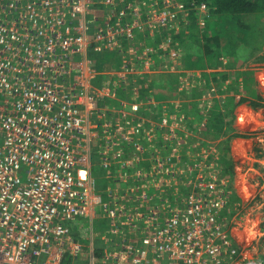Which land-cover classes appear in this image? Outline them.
I'll use <instances>...</instances> for the list:
<instances>
[{
  "label": "built area",
  "instance_id": "2783aa9c",
  "mask_svg": "<svg viewBox=\"0 0 264 264\" xmlns=\"http://www.w3.org/2000/svg\"><path fill=\"white\" fill-rule=\"evenodd\" d=\"M114 1L0 0V264H264L263 153L228 171L237 131L207 138L178 102L117 99L157 74L199 85L171 44L207 4ZM111 55L121 68L97 85ZM207 93L214 109L219 87Z\"/></svg>",
  "mask_w": 264,
  "mask_h": 264
},
{
  "label": "trees",
  "instance_id": "16d2710c",
  "mask_svg": "<svg viewBox=\"0 0 264 264\" xmlns=\"http://www.w3.org/2000/svg\"><path fill=\"white\" fill-rule=\"evenodd\" d=\"M181 1L188 4L190 9L202 3L208 6L207 15H203L204 26L200 27L198 25V22L201 21L200 14L197 10L193 9L187 14L189 24L184 27L185 29L178 36L173 37L174 42L171 45L175 47V43L179 41V47L182 48L183 65L187 70L217 69L224 62H227L228 67L234 68L246 65L251 61H264V56H262L264 50V0ZM98 13L100 14L101 11H98ZM152 47L158 50L159 44L154 43ZM157 52L154 57L155 62L160 59L159 54H161V50L159 49ZM105 59H111V56L96 57L95 66L99 70L110 68V64L105 63ZM203 76L207 77L208 75L203 72ZM240 76L243 77V87L249 95V98L241 97L242 102L249 101V104L253 107L261 106L264 108V99L255 91V78L252 71H246L237 75V77ZM154 77L157 78L155 83L157 87L155 86V88L160 90L169 87L171 91L176 87V83L179 82L180 74H160L154 75ZM221 78V81L228 80L226 73L222 74ZM261 78L264 80V74ZM152 82L150 85H153ZM234 84L236 85L237 81ZM143 87H145V81L140 79L137 85L130 84L129 92L132 94L133 89L140 91L141 89L143 90ZM224 87L221 85L219 88L220 90H225ZM149 88L151 89L152 87ZM227 89H231L230 86ZM119 93L122 94L124 100L131 99L130 93L123 90V88L119 90ZM250 97L255 100H251ZM233 100L230 99L232 107L235 109L238 104L234 103ZM221 106L222 103L215 105L206 127L215 132L214 138L216 139L220 138L221 134L234 131L232 130L233 119L230 118L231 113H234V109L228 107L222 108ZM229 118L230 120H228ZM234 136L237 137L239 135L235 134ZM225 157L223 156V159ZM63 264L75 263L71 259H65Z\"/></svg>",
  "mask_w": 264,
  "mask_h": 264
},
{
  "label": "crops",
  "instance_id": "0c3cea01",
  "mask_svg": "<svg viewBox=\"0 0 264 264\" xmlns=\"http://www.w3.org/2000/svg\"><path fill=\"white\" fill-rule=\"evenodd\" d=\"M155 43L159 44V47H160V45L163 43V40L161 41L159 37H156ZM119 59L120 58L117 55L115 56L111 55V59L104 60L106 61L105 63L110 64V68L100 70L102 74L98 77V80L96 82L97 85L100 84L101 80L104 81L105 78L108 77L107 76L108 74H111L112 72H115L119 68H121V63ZM161 62L162 60L159 59L156 62L155 67L156 68L159 67ZM248 64L233 68L231 66L228 67L227 62H224V64H222V66L218 67L217 69L206 68L204 70H195L201 73L202 72L207 73L208 76L206 77V76H203L202 74V77L199 79V85L196 86L198 88L196 87L190 88L188 89V92H186L185 90L182 91L183 89H181L179 82L176 83V87L172 89L171 91L169 87L159 90L158 88H155V86L157 87V85L155 84L157 81V78H155L153 75L152 76L153 85L151 84L152 86L148 84L146 85V87H143V90L139 88L143 91V93L141 90L139 91L138 89L137 90L133 89L132 94L129 92L130 89H128V93H130V96H131L130 100H135L139 98L140 100H145V101L146 100H151V101L168 100L169 101L171 99V101L178 102L180 108H183V112H185L184 114L188 117L187 118L188 121L191 119H194L193 124L198 126V128H195L198 131V133L202 132V134L206 136L207 138L216 139L214 138L215 132H213V130L211 129L206 128L207 124L209 123L208 122L209 118L207 119V122H205L206 120L204 119L203 114H204V110H206V106H204V104H205V99L208 96L207 90L212 88L213 86L220 87L221 85H223L225 86L224 87L225 90L221 89L222 90L221 91L219 88V93L221 97L219 96L220 98H219V101L217 102L222 103V106H221L222 108L228 107L231 109H234V108L232 107L230 99L231 100L234 99L233 100L234 103L238 104V106H236L235 109L233 110L234 113H231V117H230L233 119L232 130L235 131V128L238 126V123H239L241 130L263 132L264 125L262 123L263 121H262L260 113L264 115V111H260V113H254L255 111L253 110V106L250 105L252 107L251 108L248 105L249 101L242 102V100L240 99L241 97L249 98L247 91H245L243 87V77L242 76L237 77L239 73L248 71V70H244V68H246ZM224 73H226V75L228 76L227 81H221L222 80L221 75ZM252 73L255 78L254 85H255L256 93L257 92L259 93L261 91L264 92V80L261 77H259L261 73L256 72L258 75L254 71H252ZM157 75H160V74H157ZM235 81H237L236 85L234 84ZM228 86H230L231 89H227ZM149 87H152V88L150 89ZM263 92H261L262 95H264ZM259 95L261 94L259 93ZM141 96L143 99L141 98ZM118 98L123 100L122 94L119 93L117 95V99ZM239 99L241 100V102ZM184 100H186V102ZM251 100H255V99L252 98ZM110 102H111V105L117 106V103H118L117 100H110ZM162 107L165 109L166 108L165 104ZM255 110H259V109H255ZM168 111L177 113L175 109L173 110L168 109ZM162 114H163V111L161 110L158 116L151 114L148 118L157 120ZM230 118L228 120H230ZM259 122H260V128H257V126L259 125ZM234 131H231V132H234ZM229 133L230 132L226 134H221L222 136L221 138H225L227 135H229ZM240 133L245 134L246 136L249 135L244 132H240ZM253 149L255 151L262 152L263 157H264V143H259L256 139H247L244 137L233 139L232 137L230 140L225 141L223 144L222 152H223V156H226V157L222 159V162L220 159V162L227 165L228 171H229V168L233 167V162L235 164V162L239 160H241V163H243V165H245L246 167L252 166L253 165L252 156L254 153ZM98 172L99 174L97 173L98 176H96L97 181H100L101 183H105L104 187H99V185L98 187L100 189H105L108 186V183L103 179L101 171L98 170Z\"/></svg>",
  "mask_w": 264,
  "mask_h": 264
},
{
  "label": "rangeland",
  "instance_id": "374dc122",
  "mask_svg": "<svg viewBox=\"0 0 264 264\" xmlns=\"http://www.w3.org/2000/svg\"><path fill=\"white\" fill-rule=\"evenodd\" d=\"M121 1H123V0H115L114 2H115V4H116V6L119 8V5L121 4ZM113 3V2H112ZM111 11V10H110ZM183 29V28H182ZM181 48V47H180ZM182 50V49H181ZM262 56H264V50H263V52H262ZM256 69V71H257V73H261V72H264V61H262V62H253V61H251V62H249V64L246 66V68H244V70H248V71H254ZM256 73V72H255ZM256 73V74H257ZM258 75V74H257ZM261 91V90H260ZM261 92H263V91H261ZM261 92H259L260 94H261V96H262V98L264 99V95H262V93ZM263 94H264V92H263ZM252 99V98H251ZM249 105V107H251L250 106V104H248ZM263 105H264V102H263ZM252 108V107H251ZM261 108V109H260ZM255 109H259V110H255ZM253 110L255 111L254 113H260V111H264V108H262L261 106L260 107H253ZM213 111V108L212 109H209V110H204V114H203V116H204V119L206 120V122H207V119L211 116H209L208 115V113H211ZM260 115H261V118H262V123H263V125H264V115L263 114H261L260 113ZM243 118V117H242ZM209 120V119H208ZM207 124V123H206ZM241 127H240V125H239V123H238V126L235 128V131H237L238 132V134H241L240 132H244V133H246V134H249L248 136H246V135H244V136H239V137H245V138H247V139H254L256 136L254 135V134H256L254 131H245V130H241L240 129ZM257 128H260V122H259V125L257 126ZM254 132V133H253ZM253 134V135H252ZM258 136L260 137V138H262V139H264V131L263 132H259L258 131ZM238 137V136H237ZM238 137V138H239ZM236 137L235 136H233V139H235ZM253 152L254 153H258L259 151H255L254 149H253ZM137 154L138 153H136V151H135V154L134 155H136V157H137ZM146 159V158H145ZM96 176H98V174H95ZM97 183H98V185H99V187H104L105 186V183H101L100 181H97ZM264 211V210H263ZM262 226V229H263V231H264V223L261 225ZM95 229L96 230H98L99 232H101V234H107L108 233V228H107V225H106V222H105V220H102V221H99V222H96V224H95ZM88 231H89V234H90V225L88 224ZM107 237H111V236H107ZM101 239V238H100ZM99 239V240H100ZM85 243H89V240H87V241H85Z\"/></svg>",
  "mask_w": 264,
  "mask_h": 264
},
{
  "label": "clouds",
  "instance_id": "9594fccd",
  "mask_svg": "<svg viewBox=\"0 0 264 264\" xmlns=\"http://www.w3.org/2000/svg\"><path fill=\"white\" fill-rule=\"evenodd\" d=\"M129 0H123L121 1V4L119 5V8L118 10L122 7V5H124L126 2H128ZM139 5H142V0L140 1L139 0ZM100 6H103L102 8H104L105 10H107L106 6L105 5H100Z\"/></svg>",
  "mask_w": 264,
  "mask_h": 264
},
{
  "label": "bare ground",
  "instance_id": "6f19581e",
  "mask_svg": "<svg viewBox=\"0 0 264 264\" xmlns=\"http://www.w3.org/2000/svg\"><path fill=\"white\" fill-rule=\"evenodd\" d=\"M107 194H108V191H106L104 195L106 196Z\"/></svg>",
  "mask_w": 264,
  "mask_h": 264
}]
</instances>
